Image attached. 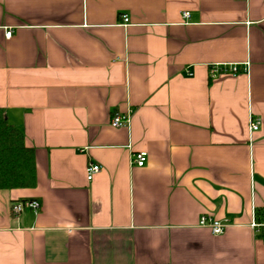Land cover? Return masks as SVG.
<instances>
[{
	"label": "crops",
	"instance_id": "1",
	"mask_svg": "<svg viewBox=\"0 0 264 264\" xmlns=\"http://www.w3.org/2000/svg\"><path fill=\"white\" fill-rule=\"evenodd\" d=\"M0 108L37 167L0 264H264V0H0Z\"/></svg>",
	"mask_w": 264,
	"mask_h": 264
},
{
	"label": "built area",
	"instance_id": "2",
	"mask_svg": "<svg viewBox=\"0 0 264 264\" xmlns=\"http://www.w3.org/2000/svg\"><path fill=\"white\" fill-rule=\"evenodd\" d=\"M189 13H185V16H188ZM129 17L123 16V25H128ZM12 30L8 29L6 31V37L12 36ZM246 70L249 68V63H245ZM240 72L239 65L236 63H212L209 65V75L211 78H216L221 74H237ZM131 115L130 113L126 114H115L111 119V124L114 127L126 126L130 123ZM261 127V118L255 115L249 116L248 129L252 133L259 130ZM147 152L139 151L133 153V163L137 166H144L147 161ZM101 170V165L98 163L90 162L87 166V178L91 180L96 173ZM12 211L15 214H18L25 210L26 208L37 211L40 207V202L36 199H24L13 202ZM199 224L201 226H206L211 228L214 234H221L224 231V228L227 226L226 223L221 222L218 219H215L211 216L203 215L200 218ZM250 227L253 229L257 237L264 239V220H261L258 216L256 208L253 210L252 220L250 222Z\"/></svg>",
	"mask_w": 264,
	"mask_h": 264
},
{
	"label": "trees",
	"instance_id": "3",
	"mask_svg": "<svg viewBox=\"0 0 264 264\" xmlns=\"http://www.w3.org/2000/svg\"><path fill=\"white\" fill-rule=\"evenodd\" d=\"M37 183L35 149L0 108V188H30Z\"/></svg>",
	"mask_w": 264,
	"mask_h": 264
}]
</instances>
